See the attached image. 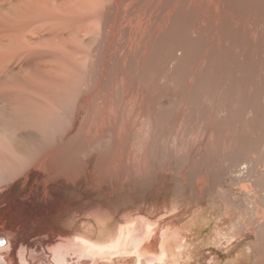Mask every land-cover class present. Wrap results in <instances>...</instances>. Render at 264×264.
<instances>
[{"label": "bare ground", "instance_id": "1", "mask_svg": "<svg viewBox=\"0 0 264 264\" xmlns=\"http://www.w3.org/2000/svg\"><path fill=\"white\" fill-rule=\"evenodd\" d=\"M205 204L264 264V0H0V264H192Z\"/></svg>", "mask_w": 264, "mask_h": 264}, {"label": "rangeland", "instance_id": "2", "mask_svg": "<svg viewBox=\"0 0 264 264\" xmlns=\"http://www.w3.org/2000/svg\"><path fill=\"white\" fill-rule=\"evenodd\" d=\"M205 205H204V212L205 215L208 217L207 224L201 229L198 238H196V236H192L189 238V240L191 241L192 238H194V240H192L191 242L188 240L189 241L188 243H190L189 249L192 251V255L194 257L193 259L190 260V262H193L192 264H208L209 259L214 257L216 259L217 264H225V263L251 264V258L248 257L246 254H244L243 250H242L243 253L239 252L240 250L239 248L241 245H235L234 247L229 246L228 241L225 238H223V234H224L223 229H226L227 225L224 224V220L221 218L219 219L217 217V220H215L214 217H216V214L212 216L210 214V210L208 209L207 205L206 206ZM1 206L4 207L5 205L2 204ZM177 212L178 211H176V213ZM57 213L62 214V209L60 207ZM172 214H167L163 218L164 219L168 218ZM10 215L11 214H8V216ZM46 215L37 217L36 219L45 220ZM191 217L192 214L188 216L187 220L190 219ZM24 219H26V217H24ZM36 219H33L29 222H33ZM75 219L74 220L72 219L73 221H75L74 223L75 224L79 223L78 222L79 218H77L76 220ZM32 238H27V240L24 243L25 246L23 245V247H26L28 249L27 250L28 255H32V252L35 251L36 247L45 246V242L49 240L43 236H35Z\"/></svg>", "mask_w": 264, "mask_h": 264}, {"label": "snow or ice", "instance_id": "3", "mask_svg": "<svg viewBox=\"0 0 264 264\" xmlns=\"http://www.w3.org/2000/svg\"><path fill=\"white\" fill-rule=\"evenodd\" d=\"M79 243L86 244L89 248L94 249L96 251H105V250H114L116 249L119 244L121 243V239H116L113 241L112 244H105V245H95V244H88L87 241H79ZM8 245V241L6 239H0V248H5ZM59 264H63V260L59 261Z\"/></svg>", "mask_w": 264, "mask_h": 264}]
</instances>
